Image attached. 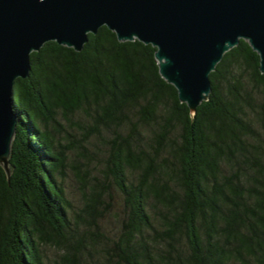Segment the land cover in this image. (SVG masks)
Listing matches in <instances>:
<instances>
[{
    "label": "trees",
    "instance_id": "obj_1",
    "mask_svg": "<svg viewBox=\"0 0 264 264\" xmlns=\"http://www.w3.org/2000/svg\"><path fill=\"white\" fill-rule=\"evenodd\" d=\"M155 52L105 25L81 51L32 52L10 172L0 164V264H264L260 55L245 39L228 50L192 113ZM65 124L81 143L63 144ZM73 147L104 176L79 170L91 186L79 209L64 182Z\"/></svg>",
    "mask_w": 264,
    "mask_h": 264
},
{
    "label": "water",
    "instance_id": "obj_2",
    "mask_svg": "<svg viewBox=\"0 0 264 264\" xmlns=\"http://www.w3.org/2000/svg\"><path fill=\"white\" fill-rule=\"evenodd\" d=\"M104 25L120 41L156 47L162 76L192 113L209 99L210 73L241 39L258 52L264 73V0H0V164L8 172L14 85L31 75L32 52L48 41L81 51Z\"/></svg>",
    "mask_w": 264,
    "mask_h": 264
},
{
    "label": "rangeland",
    "instance_id": "obj_3",
    "mask_svg": "<svg viewBox=\"0 0 264 264\" xmlns=\"http://www.w3.org/2000/svg\"><path fill=\"white\" fill-rule=\"evenodd\" d=\"M64 122V120L62 121ZM65 123V122H64ZM66 128L68 129V131L71 132L72 136H68L66 131L62 130V132H60V139L63 142L64 145L66 146H70V144L74 141L79 139L80 143L82 141V133H80L78 131L77 128H73L72 126H67ZM69 137V139L67 138ZM78 143V140H77ZM88 147L91 150H94L95 147H90L88 145ZM102 149L105 148V145L101 146ZM79 149H76L75 147L73 148H67V154H68V166L66 169V175L64 177V182L66 185V190H67V194L68 197L71 199L72 203L74 204V208L75 209H79V207H81L84 204V200L86 198L87 195V191L90 190L91 186H88L87 188H85V185L83 184V182L81 181V177L79 176V170H83V174L85 175H89L90 172H95V175H101V177L103 176V171L100 172L98 168L97 170H95V168L93 167L94 164H96L98 161H96L95 157L91 158V161H89L86 157L82 156L79 153ZM101 153V152H100ZM93 167V168H92ZM100 167V166H99ZM80 168V169H79ZM113 205H114V209L115 211H119L121 208V203H122V198L120 195H118L117 193L114 192V198H113ZM114 219V218H113ZM108 221L112 222V218H108ZM46 252L51 256V257H55L56 256V249L55 248H51V247H46L45 248Z\"/></svg>",
    "mask_w": 264,
    "mask_h": 264
}]
</instances>
